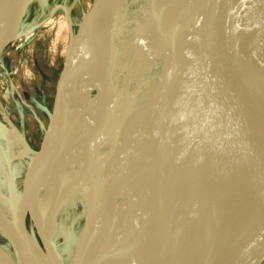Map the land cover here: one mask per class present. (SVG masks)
Segmentation results:
<instances>
[{
	"label": "water",
	"instance_id": "95a60500",
	"mask_svg": "<svg viewBox=\"0 0 264 264\" xmlns=\"http://www.w3.org/2000/svg\"><path fill=\"white\" fill-rule=\"evenodd\" d=\"M102 1L93 0L81 22L90 16L93 30L105 34L108 49L100 61L106 63L115 51L116 19L98 23ZM32 2L8 0L0 58L24 36ZM217 3L212 30L205 40L197 34L193 9L191 26L177 24L176 32L168 31L158 17L159 28L175 44L177 65L140 111L146 114L159 93L161 107L172 99L179 115L170 138L166 139L167 116L156 135L155 153L161 164L152 175L144 211L129 236L130 247L139 254V264H162L167 245L181 229L185 264H257L264 256V0ZM71 12L66 8L70 42L53 108L21 190L12 164L7 165L8 178L4 180L9 197L4 199L10 211L0 204V230L8 232L5 236L14 247V257L0 244V264H66L57 244L60 216L67 203L61 185L56 181L49 185L45 228L33 219L32 212L55 164H61L58 155L71 103L68 81L77 71L75 65L83 61L77 41L82 23L75 32ZM196 53L204 54L202 70ZM105 93L104 87L100 108L104 107ZM39 161L45 181L30 191V169ZM185 212L186 218L178 220ZM191 213L194 222L188 218ZM86 215L72 264H111L108 252H94V220ZM182 220L188 228L182 227ZM28 221L33 223L40 244L30 235Z\"/></svg>",
	"mask_w": 264,
	"mask_h": 264
},
{
	"label": "bare ground",
	"instance_id": "6f19581e",
	"mask_svg": "<svg viewBox=\"0 0 264 264\" xmlns=\"http://www.w3.org/2000/svg\"><path fill=\"white\" fill-rule=\"evenodd\" d=\"M147 2H152L154 8ZM217 2L103 0L98 23L106 24L112 18L116 19L115 51L106 63L100 61L108 49L105 34L93 30L90 16L81 22L77 41L83 61L75 65L77 71L68 81V100L79 110L69 112L58 155L61 164L57 161L53 171L61 175L64 201L73 195L81 197V208L94 220L93 250L95 253L108 252L107 259L111 264L140 262L139 254L129 245V236L144 211L152 175L161 164L155 153L158 128L167 116L170 123L166 139L170 138L179 115L172 99L161 107L159 93L151 109L146 114L141 112V107L136 108L131 98L126 97L127 87L135 89L136 95L143 92L148 99L157 85L161 84V88L176 69L175 44L159 28L158 17H162V24L168 31L176 32L177 24L191 26L193 9L197 15V34L205 40L212 30ZM6 5V0H0V35L5 28L7 7L4 12L2 10ZM129 13L131 18L118 22L122 14L128 17ZM137 37L140 39L136 40ZM196 56L202 70L204 54L196 53ZM153 71L156 74L151 78ZM153 82H157L156 86ZM104 87V107L100 108V93ZM94 90L96 95L93 97L91 92ZM35 157L36 152L30 156L33 161ZM68 167L73 169L71 173L66 172ZM42 172V161L30 169V191L44 183ZM49 182L50 179L46 184ZM42 201L41 195L32 216L45 228L50 198L45 200L43 209ZM190 209L194 211V203ZM186 214L179 215L178 220L185 219ZM188 218L194 222L192 213ZM186 223L185 220L180 222L182 227H186ZM89 227L88 224L90 230ZM181 231L167 245L162 264L186 263ZM0 232L8 234L6 230ZM50 232L54 233L53 227Z\"/></svg>",
	"mask_w": 264,
	"mask_h": 264
},
{
	"label": "rangeland",
	"instance_id": "374dc122",
	"mask_svg": "<svg viewBox=\"0 0 264 264\" xmlns=\"http://www.w3.org/2000/svg\"><path fill=\"white\" fill-rule=\"evenodd\" d=\"M92 2L93 0H33L24 22V36L0 58V204L8 211L10 209L4 199L9 197V188L4 180L8 178L7 165L9 162L12 164L18 189L21 190L27 167L32 161L30 156L39 150L53 108L57 82L70 42L66 8H71L72 27L77 32L78 25L90 10ZM143 4H146L145 1ZM148 4L150 8H154L152 2ZM6 7L7 5L2 12ZM131 17V13L128 17L122 14L118 22ZM155 74L153 71L150 77ZM156 84L157 82H153V86ZM127 91L126 97L131 98L136 108L142 107L146 102L148 95L143 92L136 95L135 89L129 87ZM91 95L94 97L96 91H92ZM70 110L78 111L79 107L70 103ZM72 170L68 167L66 172L71 173ZM49 179L50 182L44 185L42 192V209L45 207V200L50 198V183L56 181L61 185L60 188L63 185L61 175L55 171ZM81 203V197L73 195L60 216L57 244L66 264L73 262L74 251L87 218ZM28 228L34 241L40 244L31 221H28ZM0 244L14 257L11 241L1 232ZM257 264H264V256Z\"/></svg>",
	"mask_w": 264,
	"mask_h": 264
}]
</instances>
